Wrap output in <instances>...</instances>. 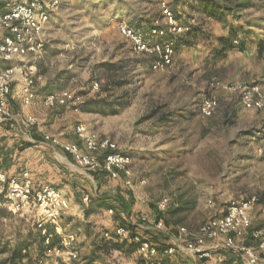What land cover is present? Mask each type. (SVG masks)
<instances>
[{"label":"rangeland","instance_id":"rangeland-1","mask_svg":"<svg viewBox=\"0 0 264 264\" xmlns=\"http://www.w3.org/2000/svg\"><path fill=\"white\" fill-rule=\"evenodd\" d=\"M164 5L185 27L181 34L167 28ZM52 14L29 109L37 115V126L69 141L76 140L74 128L84 124L132 157V186L124 187L138 201L133 223L142 213L154 215L166 201L165 216L178 220H171L172 226L197 233L229 204L255 194L252 226L264 229V0H61ZM156 21L176 46L167 68H158L153 54L137 51L118 27L124 23L146 35ZM224 85H258L262 108L245 109L241 92ZM18 88L19 82L12 86L14 92ZM62 91L80 103L49 108L46 96ZM205 98L214 102L208 114L200 110ZM12 106L21 114L28 110L19 99ZM71 172L77 207L69 206L60 228L61 234H75L80 255L63 262L46 252L40 264H151L138 252L103 248L93 255L96 237L110 238L117 227L116 213L97 199L113 196L120 183L101 178L98 184L81 168ZM182 201H188V210L171 216L169 209ZM35 217L32 212L0 215V250L5 251L0 257L38 235ZM165 233L170 245L184 248L175 240L177 232ZM214 253L208 263L185 252L178 258L187 264H221Z\"/></svg>","mask_w":264,"mask_h":264},{"label":"built area","instance_id":"built-area-1","mask_svg":"<svg viewBox=\"0 0 264 264\" xmlns=\"http://www.w3.org/2000/svg\"><path fill=\"white\" fill-rule=\"evenodd\" d=\"M60 2L61 0H9L6 2L5 10L0 14L4 32L0 35V123L14 120L16 117L9 107V96L14 83L20 82V99L24 107L32 105L36 99L35 81L40 78L37 61L42 58L46 28ZM163 11L165 18L169 19L167 28L170 32L181 34L185 27L177 24L176 17L167 7ZM158 23L156 21L146 35L124 23H120L118 27L135 45L137 51L153 54L156 66L167 68L174 63L176 46L172 40L165 39L167 30ZM224 86L229 91L238 89L241 92V102L245 109L262 108L263 95L258 85ZM70 103L77 105L80 103V98L69 91L50 93L46 96L45 102L49 108ZM213 105L211 98H205L200 110L208 114L213 109ZM18 115L24 116L20 113ZM22 121L27 129L38 125L35 115H26ZM42 132L44 142L61 148L71 156L79 168L91 173L104 169L113 179H119L122 175L124 185L132 186L130 179L132 157L120 150L110 137L100 136L84 124H78L74 128L76 141H68L59 135ZM83 200L87 204L91 197L84 196ZM257 202L258 198L254 194L242 198L237 203L229 204L224 213L207 220L197 233H192L185 226H178L175 240L181 242L184 248L172 244L164 253L179 255L185 252L193 257L206 259L214 251L227 250L234 255L235 261H225L223 264H264V229H253L251 218L253 207ZM69 206V199L60 188L51 184H35L28 170H24L19 178L9 176L5 171L0 170V210L5 209L11 213H34L36 228L46 238L47 254L61 256L63 262L78 258L80 255V249L75 245V234H61L60 221ZM165 208L166 201L160 202L158 209L163 211ZM109 211L113 212L112 209ZM139 221L138 225L142 229L163 233L170 231L163 220L157 219L156 214L142 213L139 215ZM48 227L55 228L60 236V242L55 246L49 245ZM115 230L121 240L130 235V230L124 226H118ZM133 241L139 242L138 253L144 258L151 259L157 254L156 247L142 240L140 236H134ZM155 264L162 263L157 261ZM175 264L187 263L177 259Z\"/></svg>","mask_w":264,"mask_h":264},{"label":"trees","instance_id":"trees-1","mask_svg":"<svg viewBox=\"0 0 264 264\" xmlns=\"http://www.w3.org/2000/svg\"><path fill=\"white\" fill-rule=\"evenodd\" d=\"M229 8V7H228ZM212 10L210 14L212 16H216L217 11ZM209 13V12H208ZM176 17V16H175ZM153 26V24H152ZM239 49L243 51L245 49L244 43L240 42L239 44ZM176 50V49H175ZM76 141V140H75ZM93 178L98 181V184H101V178L102 179H108V180H113L116 182H119L120 184L115 188V192L113 196H104L100 197L97 199L98 203L100 199L102 200V206H107L110 209H112L116 214V222H117V227L124 226L130 230V235L126 238L120 239L118 236L116 230L115 232H111L110 238H106L104 236L101 237V235L96 237L95 239V249L93 250V255H96L97 252H99L101 249L106 248V249H115L119 252H124L126 254H134L139 251V242H134L133 237L134 236H140L142 240L147 241L150 245L153 247H156L157 254L160 256V258L154 259L152 257L151 259H146V261L150 262L151 264H155L157 261L161 262L162 264H175L176 260L178 258V254H172V255H166L164 251L171 247L169 243V236L165 235L166 233L163 232H158V231H153V230H148V229H142L139 227L138 224L133 223L131 221L132 218V208L134 207L136 203L135 196H133V193L126 187H124V179L122 176H120L119 179H113L111 176L103 169L94 172L93 173ZM188 201L187 202H180L179 204H176L174 208L169 209V213L171 216H175L177 214H180L186 210H188ZM4 212H8L5 209L0 210V215L4 214ZM89 211L85 213L86 217L88 215ZM126 214L127 217L123 214ZM155 214L157 215V219L163 220V223L167 228H169L173 233L177 232V227L172 226L171 224V218H167L165 216L164 211H160L159 209L156 208ZM63 216L62 218H64ZM74 217H68V221H73ZM173 223L178 222V220H172ZM64 229H65V224H64ZM49 235L53 238V240L56 238V242H60V236L57 234L55 229L48 227L47 228ZM106 234L110 235V232L107 231ZM45 237L42 235L40 230H38V235H30L28 239H24L23 241L19 242L16 244V246L13 248L12 253L9 256H5V258L0 257V264H40V258L43 257L44 254L47 252V244L45 243ZM248 239H250L248 237ZM54 241L50 242V246H55V244H58ZM5 252L3 249L0 250V255ZM214 256H216V259L218 260V263L223 264L225 261H230L234 262L235 257L234 255L227 250H219L215 251ZM209 258L203 259V261H207ZM90 260H93L91 258Z\"/></svg>","mask_w":264,"mask_h":264},{"label":"crops","instance_id":"crops-1","mask_svg":"<svg viewBox=\"0 0 264 264\" xmlns=\"http://www.w3.org/2000/svg\"><path fill=\"white\" fill-rule=\"evenodd\" d=\"M7 1L9 0H0V14L5 10ZM3 33L0 22V35ZM17 83L18 81L14 84ZM9 99V107L16 117L14 120L0 123V170L5 171L9 176L17 178L21 177L24 170H28L35 184H51L57 186L69 199L70 205H72L71 209L75 208V206L77 207V204L72 203L76 182L73 179L71 171L79 167L74 163L71 156L61 148L44 142L43 130L39 126L27 129L23 125L22 118L29 114L35 115L29 111L34 103L24 107L20 99L19 88L17 92H14V89H12ZM15 99H19L22 108L28 109L27 112H24L25 110H23L24 114L23 112L21 114L20 111L15 112L12 106V102ZM18 113L24 116H20ZM35 116L37 117V115ZM137 202L135 203V207ZM206 262L208 263L210 261Z\"/></svg>","mask_w":264,"mask_h":264}]
</instances>
